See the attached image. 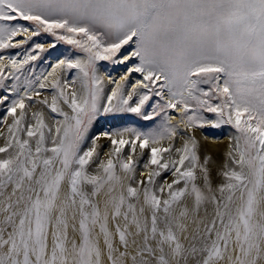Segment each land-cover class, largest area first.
Wrapping results in <instances>:
<instances>
[{
    "label": "snow or ice",
    "instance_id": "6c2138e0",
    "mask_svg": "<svg viewBox=\"0 0 264 264\" xmlns=\"http://www.w3.org/2000/svg\"><path fill=\"white\" fill-rule=\"evenodd\" d=\"M0 264H264V0H0Z\"/></svg>",
    "mask_w": 264,
    "mask_h": 264
},
{
    "label": "rangeland",
    "instance_id": "374dc122",
    "mask_svg": "<svg viewBox=\"0 0 264 264\" xmlns=\"http://www.w3.org/2000/svg\"><path fill=\"white\" fill-rule=\"evenodd\" d=\"M210 131H212V130H206V134H210Z\"/></svg>",
    "mask_w": 264,
    "mask_h": 264
}]
</instances>
